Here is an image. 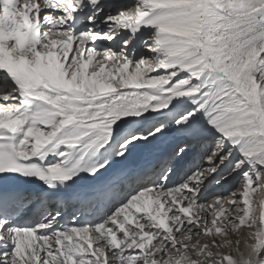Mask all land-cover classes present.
I'll return each instance as SVG.
<instances>
[{
  "label": "snow or ice",
  "instance_id": "1",
  "mask_svg": "<svg viewBox=\"0 0 264 264\" xmlns=\"http://www.w3.org/2000/svg\"><path fill=\"white\" fill-rule=\"evenodd\" d=\"M0 264H264V0H0Z\"/></svg>",
  "mask_w": 264,
  "mask_h": 264
},
{
  "label": "bare ground",
  "instance_id": "2",
  "mask_svg": "<svg viewBox=\"0 0 264 264\" xmlns=\"http://www.w3.org/2000/svg\"><path fill=\"white\" fill-rule=\"evenodd\" d=\"M137 161H132V163L133 164H135ZM187 235V234H186ZM195 239H197V240H203L204 238H200V237H197V238H195Z\"/></svg>",
  "mask_w": 264,
  "mask_h": 264
},
{
  "label": "rangeland",
  "instance_id": "3",
  "mask_svg": "<svg viewBox=\"0 0 264 264\" xmlns=\"http://www.w3.org/2000/svg\"><path fill=\"white\" fill-rule=\"evenodd\" d=\"M186 235V234H185Z\"/></svg>",
  "mask_w": 264,
  "mask_h": 264
}]
</instances>
